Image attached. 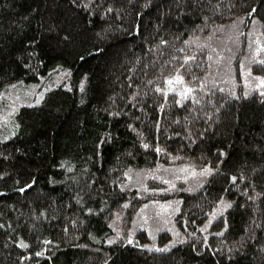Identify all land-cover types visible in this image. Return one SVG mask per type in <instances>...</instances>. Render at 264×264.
<instances>
[{
  "label": "trees",
  "instance_id": "trees-1",
  "mask_svg": "<svg viewBox=\"0 0 264 264\" xmlns=\"http://www.w3.org/2000/svg\"><path fill=\"white\" fill-rule=\"evenodd\" d=\"M242 55L264 77V0H0V103L51 79L0 139V264H264V84L236 83ZM177 73L194 96L168 88ZM182 164L210 169L177 191L184 240L115 238L150 199L128 175Z\"/></svg>",
  "mask_w": 264,
  "mask_h": 264
},
{
  "label": "rangeland",
  "instance_id": "rangeland-1",
  "mask_svg": "<svg viewBox=\"0 0 264 264\" xmlns=\"http://www.w3.org/2000/svg\"><path fill=\"white\" fill-rule=\"evenodd\" d=\"M238 38L240 41L242 37L238 36ZM251 38L254 39L250 45L253 46L256 55H259L262 51V45L258 35L250 37L249 34L242 40ZM247 48L249 49L250 46L245 44V51H247ZM244 57L242 55L241 58H238L237 66L239 67L238 72L241 75V79L237 80L236 78V83L243 84V89L248 91L251 89L248 85L254 82V78H257V85H263L264 83H261V81L264 80V77L251 76L250 69L247 67L245 69ZM60 77L56 79V84L61 83L65 79L63 76ZM49 80H51L50 77L42 78L38 83L34 84L20 82L5 91L0 103V139L8 138L14 133L16 129L15 116L20 107L39 104L43 100L47 91L50 90L49 87L51 85L49 84H51V81ZM167 86L183 99L194 96V90L183 79H173V83L171 85L167 84ZM188 88H191L192 91L189 92ZM141 172L143 173L142 170L134 171L133 174L128 175L126 182L129 181L132 184L139 181L137 187L144 191L150 199L146 206L141 207L137 212L132 210H126L122 213L121 211L117 212L112 220L113 235L115 238L141 242L140 244L143 246H148L146 247L147 249L164 250L184 240L181 229L175 223L174 217L177 210L176 200L182 198L177 195V191H180L181 188L194 190L199 184H205L210 175V169L206 168L199 171L192 164L172 165L164 169H147L145 174H143V178L138 180L142 174ZM163 174L167 177L161 181ZM173 175H176L179 180L171 182L173 178L171 176ZM179 181L181 182L178 183ZM176 186L179 187L171 191ZM165 190H170L171 196L164 194ZM109 240H113L112 237Z\"/></svg>",
  "mask_w": 264,
  "mask_h": 264
},
{
  "label": "snow or ice",
  "instance_id": "snow-or-ice-1",
  "mask_svg": "<svg viewBox=\"0 0 264 264\" xmlns=\"http://www.w3.org/2000/svg\"><path fill=\"white\" fill-rule=\"evenodd\" d=\"M73 2L75 3V0H73ZM149 2H150V0H149ZM181 2H183V0H181ZM198 2H199V0H193V3H198ZM145 6H147V5H145ZM177 6L179 7V4H178ZM182 11H183V10H182ZM252 11H255V9H253ZM205 19H206V18H205ZM137 31H138V29H137ZM161 42H162V43H167V41H161ZM184 59H185V61H188V60H194L195 57H194V56H186ZM262 63H264V62H262ZM183 66H184V65H181V67H183ZM195 78H196V77H193V79H195ZM173 79H176V80H182L183 77L180 76V75L177 73V75H176L175 77H169V78H167V83H168L169 85H171V84L173 83ZM261 83H264V80H262ZM158 90L163 91L162 89H158ZM188 91L191 92L192 89H191V88H188ZM245 95H247V93H245ZM144 147L147 148L148 145L145 144ZM159 150H160V149H157V151H159ZM236 179H237L236 176H232V177H231V180H232L233 182L236 181ZM26 187H30V185H26ZM23 190H24V189L22 188L21 191H23ZM248 199H249V200H252L253 197L249 196ZM220 203L223 205V209H221V211L226 210L227 208H230V207L232 206L231 201H227V202H226V201H224V200H221ZM89 211H91V210L89 209ZM129 242H130V243L132 242L131 239H129ZM108 243H109V244L113 243V240H109ZM144 247H148V246L145 245Z\"/></svg>",
  "mask_w": 264,
  "mask_h": 264
}]
</instances>
